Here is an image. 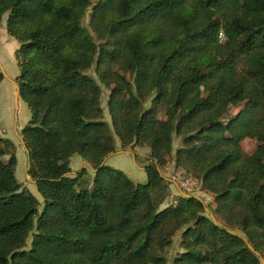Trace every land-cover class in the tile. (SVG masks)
I'll return each mask as SVG.
<instances>
[{
    "label": "trees",
    "instance_id": "16d2710c",
    "mask_svg": "<svg viewBox=\"0 0 264 264\" xmlns=\"http://www.w3.org/2000/svg\"><path fill=\"white\" fill-rule=\"evenodd\" d=\"M6 14L42 202L0 138V264H166L179 232L173 264H264V0H0ZM173 135L175 167L214 209L191 195L160 209ZM115 139L149 148L145 185L101 165ZM74 155L94 169L89 186Z\"/></svg>",
    "mask_w": 264,
    "mask_h": 264
},
{
    "label": "rangeland",
    "instance_id": "374dc122",
    "mask_svg": "<svg viewBox=\"0 0 264 264\" xmlns=\"http://www.w3.org/2000/svg\"><path fill=\"white\" fill-rule=\"evenodd\" d=\"M96 1L97 0H92V3H95ZM89 13L90 10L87 12V15L84 19V25L88 24ZM6 19L7 14L2 17L0 22V39L6 38L8 40L14 41L16 43V48L14 50L13 57H10V50L6 52L0 47V67L3 66L6 72V74L4 73L5 77L3 75V80L0 83V138L8 139L14 145V154L17 161L15 177L18 184L20 185V190L30 192L39 202H42L41 196L37 192L33 183L34 181L27 174L28 161L26 151L21 140L20 131L29 120L30 113L21 99L16 100L17 86H15V84L16 78L19 75V68L17 66L14 54L18 50L20 44L7 34L5 29ZM0 73H2L1 69ZM95 79L97 84L102 89L100 100L103 111L102 117L103 120L110 125V118L106 108L108 90L97 80L96 77ZM242 108L243 106L241 105L237 108H232L230 115H236ZM160 117L164 118L162 115H160ZM115 142L116 151L112 153L113 156L107 159L105 165L111 167L112 169L123 172L125 176L134 184L145 185L147 183V178L144 172V166L147 165L149 148L146 146H135L122 150L120 149V145L116 139ZM256 144L257 143L255 140L246 138L241 142V149L244 154L250 155L255 150ZM180 145V138L173 135L172 153L169 157H167V164L159 169V172L167 182L165 199L160 205V209L174 205L177 198L181 195H191L198 197L203 200V203L207 208L214 209L216 206L213 201V196L201 189L199 180L188 174L184 169L175 167L174 154L175 150L180 147ZM5 159H8V157H5ZM69 167L72 174L78 172L82 167H84L86 169L85 180L89 186L94 172V169L91 167V165L88 167L86 162H84L80 156L74 155L70 158ZM207 213L212 216L209 210ZM180 234L181 232H179L173 238L171 247H169L164 253V256L167 260L166 264H173L174 257L177 255V253L181 252L179 247ZM30 243L31 236L26 241L25 249H29ZM261 260L264 262V252Z\"/></svg>",
    "mask_w": 264,
    "mask_h": 264
},
{
    "label": "crops",
    "instance_id": "0c3cea01",
    "mask_svg": "<svg viewBox=\"0 0 264 264\" xmlns=\"http://www.w3.org/2000/svg\"><path fill=\"white\" fill-rule=\"evenodd\" d=\"M0 47H1L2 49H4L6 52H8V51L10 50V53H9V54H10V57H13V53H14V50H15V48H16V43H15L14 41H12V40H8V39H6V38H1V39H0ZM0 69H1L2 74H3L4 77H5V74H6V72H5V68H4L3 66H1ZM4 73H5V74H4ZM0 83H1V82H0ZM15 86H16V84H15ZM18 99L20 100L19 97L16 98V100H18ZM119 153H121V152H119ZM119 153H115V154H119ZM115 154H114V155H115ZM123 154H125V153H123ZM111 156H113V154H112V155H109V156L106 157L104 164L106 163L107 159H108L109 157H111Z\"/></svg>",
    "mask_w": 264,
    "mask_h": 264
},
{
    "label": "water",
    "instance_id": "95a60500",
    "mask_svg": "<svg viewBox=\"0 0 264 264\" xmlns=\"http://www.w3.org/2000/svg\"><path fill=\"white\" fill-rule=\"evenodd\" d=\"M18 97V93L16 94V98ZM26 155H27V160L29 159L28 158V154H27V152H26ZM112 155V154H111ZM106 159V158H105ZM105 159L103 160V162H102V164L101 165H103L104 164V162H105ZM88 167H90V165L89 164H86ZM27 171H28V167H27ZM158 171H159V169H158ZM74 174V173H73ZM34 184H35V181L33 182ZM184 196H186V195H184ZM195 198H197L198 200H200L201 201V199L200 198H198V197H195ZM213 220V222L214 223H216V221L214 220V219H212ZM249 248H250V250L251 251H253V249L249 246ZM256 255H258L257 253H256ZM262 263H264L263 261H262Z\"/></svg>",
    "mask_w": 264,
    "mask_h": 264
}]
</instances>
